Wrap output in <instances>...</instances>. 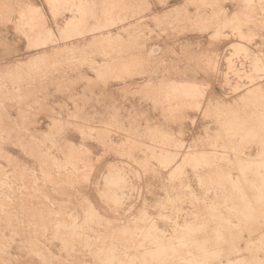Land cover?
<instances>
[{
    "label": "rangeland",
    "instance_id": "1",
    "mask_svg": "<svg viewBox=\"0 0 264 264\" xmlns=\"http://www.w3.org/2000/svg\"><path fill=\"white\" fill-rule=\"evenodd\" d=\"M263 124L264 0H0V264H263Z\"/></svg>",
    "mask_w": 264,
    "mask_h": 264
},
{
    "label": "bare ground",
    "instance_id": "2",
    "mask_svg": "<svg viewBox=\"0 0 264 264\" xmlns=\"http://www.w3.org/2000/svg\"><path fill=\"white\" fill-rule=\"evenodd\" d=\"M169 12V11H168ZM151 14V13H150ZM105 17V16H104ZM139 21V20H138ZM122 22V21H121ZM119 24H120V22H119ZM116 25V24H115ZM99 30V29H98ZM100 31V30H99ZM108 33V32H107ZM63 40H65V39H63ZM172 84V83H171ZM188 84V83H187ZM185 85H186V83H185ZM191 85V84H190ZM170 86V85H169ZM189 86V85H188ZM193 86V85H192ZM196 86V85H195ZM168 87V86H167ZM166 87V88H167ZM187 87V86H186ZM185 87V88H186ZM164 88H165V86H164ZM184 88V87H183ZM198 88V87H197ZM202 88V87H201ZM196 89V88H195ZM183 90V89H182ZM181 90V91H182ZM200 90V89H199ZM166 91V90H165ZM169 91V90H168ZM171 91V90H170ZM197 91V90H196ZM188 92V91H187ZM171 93V92H170ZM172 94V93H171ZM181 94V93H180ZM166 97V96H165ZM182 97H184V96H182ZM173 98V97H172ZM187 98H189L188 96H187ZM193 98V97H192ZM241 98V97H240ZM162 99V98H161ZM174 100V99H173ZM190 100V99H189ZM188 100V101H189ZM248 100V99H247ZM259 100H261L260 98H259ZM240 101V100H239ZM175 103V102H174ZM179 103V102H178ZM259 104V103H258ZM263 104V103H262ZM251 106H252V104H251ZM259 106V105H258ZM169 107V106H168ZM181 107V106H180ZM248 107V106H247ZM253 107V106H252ZM170 108H172V107H170ZM248 110V109H247ZM213 112V111H212ZM251 112V111H250ZM233 113V112H232ZM236 113H237V111H236ZM236 113H234V114H236ZM252 113V112H251ZM259 113V112H258ZM225 116V115H224ZM233 116V115H232ZM235 116V115H234ZM256 116V115H255ZM260 116V115H259ZM226 118V117H225ZM228 118V117H227ZM232 118V117H231ZM255 119H256V117H255ZM258 119V118H257ZM256 119V120H257ZM260 119V118H259ZM236 120V119H235ZM241 121H242V119H240ZM240 120H239V122H240ZM247 120V119H246ZM253 121V120H252ZM233 122H234V120H233ZM245 122H247V121H245ZM251 122V121H250ZM255 122H257V121H255ZM261 122H262V120H261ZM56 123V122H55ZM236 123V122H235ZM241 123H243V122H241ZM258 123H259V121H258ZM224 124V123H223ZM234 124V123H233ZM247 124V123H246ZM254 123H252V125H253ZM229 125V124H228ZM231 125V124H230ZM240 125V124H239ZM264 125V124H263ZM227 126V125H226ZM232 126H236V125H232ZM245 126V125H244ZM247 126V125H246ZM245 126V127H246ZM237 127V126H236ZM241 127V126H240ZM249 127V126H248ZM252 127H254V126H252ZM222 128H224V127H222ZM235 128V127H234ZM259 128H261V127H259ZM221 129V128H220ZM229 129V128H228ZM251 129V128H250ZM253 129V128H252ZM257 129V128H256ZM263 129V128H262ZM260 130V129H259ZM256 131V130H255ZM255 131H252V132H255ZM263 131V130H262ZM226 132V131H225ZM237 132V131H236ZM239 132V131H238ZM251 133V132H250ZM256 133V132H255ZM251 135H253V134H251ZM256 135V134H255ZM259 135V134H258ZM264 135V134H263ZM231 136V135H230ZM227 137V136H226ZM232 137V136H231ZM249 137V136H248ZM251 137V136H250ZM240 138V137H239ZM256 138V137H255ZM258 138V137H257ZM254 138L252 137V139L251 140H253ZM258 140V139H257ZM250 141V140H249ZM230 142V141H229ZM262 142V141H261ZM231 143V142H230ZM236 143V142H235ZM260 143V142H259ZM263 144V143H262ZM237 146V145H236ZM228 147V146H227ZM181 148V147H180ZM222 148V147H221ZM237 148V147H236ZM241 148V147H240ZM262 148V147H261ZM203 149V148H202ZM226 150V149H225ZM223 151V150H222ZM230 151H232V150H230ZM229 151V152H230ZM254 151V150H253ZM260 151H261V149H260ZM225 152V151H224ZM220 153V152H219ZM206 154V153H205ZM227 154V153H226ZM258 153L256 152V155H257ZM188 155V154H187ZM201 155V154H200ZM236 155V154H235ZM253 155V154H252ZM165 156V155H164ZM215 156V155H214ZM191 157H193V156H191ZM201 157V156H200ZM233 157V156H232ZM194 158H196V156L194 157ZM202 158V157H201ZM205 158V157H204ZM220 158V157H219ZM200 159V158H199ZM236 159H237V157H236ZM164 160V159H163ZM173 161V160H172ZM168 162V161H167ZM203 163V162H202ZM201 163V164H202ZM232 163V162H231ZM262 164V163H261ZM236 165H239L238 163L236 164ZM235 165V166H236ZM264 165V164H263ZM239 167V166H238ZM262 167V166H261ZM236 168V167H235ZM173 169H174V167H173ZM242 169H243V167H242ZM246 169V168H245ZM244 169V170H245ZM175 170V169H174ZM174 170H173V172H174ZM178 170V169H177ZM237 170V169H236ZM240 171V170H239ZM238 171V172H239ZM237 172V171H236ZM241 172V171H240ZM111 174V173H110ZM214 174V173H213ZM217 174V173H216ZM242 175V174H241ZM243 175H244V173H243ZM127 176V175H126ZM219 175H217V177H218ZM83 177V176H82ZM110 177V176H109ZM243 177V176H242ZM221 178H222V176H221ZM264 178V177H263ZM228 179V178H227ZM211 180V179H210ZM224 180V179H223ZM241 180H244V179H241ZM264 180V179H263ZM110 181H112V180H110ZM109 181V182H110ZM117 181V180H116ZM123 181V180H122ZM230 181V180H229ZM217 182V181H216ZM247 182V181H246ZM230 183V182H229ZM252 183V182H251ZM106 184V183H105ZM212 184V183H211ZM218 184V183H217ZM241 184V183H240ZM243 184H245V183H243ZM249 184V183H248ZM118 185V184H117ZM229 185V184H228ZM246 187V186H245ZM248 187H250V186H248ZM234 188V187H233ZM131 189V188H130ZM241 189V188H240ZM239 189V190H240ZM132 190V189H131ZM263 190V189H262ZM120 191V190H119ZM255 191V190H254ZM102 192V191H101ZM233 192V191H232ZM238 193V192H237ZM243 193V192H242ZM264 193V192H263ZM111 195H112V193H111ZM123 195V194H122ZM232 195V194H231ZM241 195V194H240ZM243 196V195H242ZM247 196V195H246ZM260 196V195H259ZM129 197V196H128ZM234 197V196H233ZM245 197V196H244ZM227 198V197H226ZM231 198V197H230ZM229 198V199H230ZM243 198V197H242ZM248 198H250V197H248ZM261 198V197H260ZM244 199V198H243ZM117 200V199H116ZM125 200V199H124ZM245 200H246V198H245ZM260 200V199H259ZM233 201V200H232ZM240 201V200H239ZM258 201V200H257ZM231 202V201H230ZM243 202V201H242ZM241 202V203H242ZM245 202V201H244ZM252 202H254V201H252ZM262 202H263V200H262ZM122 203V202H121ZM247 203V202H246ZM250 204V203H249ZM264 204V203H263ZM233 205V204H232ZM244 204H242V206H243ZM230 206V205H229ZM236 206H239V205H236ZM252 206V205H251ZM229 208V207H228ZM234 208V207H233ZM251 208V207H250ZM237 209V208H236ZM243 209V208H242ZM234 210V209H233ZM237 210H239V209H237ZM259 210H260V208H259ZM2 211V210H1ZM227 211V210H226ZM243 211V210H242ZM258 211V210H257ZM262 211V210H261ZM264 211V210H263ZM215 212V211H214ZM236 212V211H235ZM246 212V211H245ZM255 212V211H254ZM253 212V213H254ZM256 213V212H255ZM259 213V212H258ZM261 213V212H260ZM236 214V213H235ZM206 215V214H205ZM219 215V214H218ZM233 215V214H232ZM238 215V214H237ZM248 214H246V216H247ZM196 216V215H195ZM209 216H211L210 214H209ZM235 216V215H234ZM244 216V215H243ZM257 216V215H256ZM219 217V216H218ZM238 217V216H237ZM250 217H251V215H250ZM196 218V217H195ZM200 218V217H199ZM208 217H206V219H207ZM213 218V217H212ZM220 218V217H219ZM222 218H224V217H222ZM245 218V217H244ZM247 218V217H246ZM255 218V217H254ZM218 219V218H217ZM239 219H241V218H239ZM255 219H257V218H255ZM212 220V219H211ZM219 220V219H218ZM247 220V219H246ZM249 220V219H248ZM257 221V220H256ZM212 222V221H211ZM242 222H244V221H242ZM248 222V221H247ZM206 223V222H205ZM237 223V222H236ZM246 223V222H245ZM251 223V222H250ZM204 224V223H203ZM238 224V223H237ZM260 224V223H259ZM219 225V224H218ZM225 225L226 224H224V228H225ZM240 225V224H239ZM188 226V225H187ZM190 226V225H189ZM188 226V227H189ZM206 226V225H205ZM221 226V225H220ZM250 226V225H249ZM216 227V226H215ZM223 227V226H222ZM240 227H241V225H240ZM78 228V227H77ZM193 228V227H192ZM191 228V229H192ZM206 229V228H205ZM215 229V228H214ZM237 229V228H236ZM186 230V229H185ZM189 230V229H188ZM193 230V229H192ZM199 230V229H198ZM191 231V230H190ZM194 231V230H193ZM200 231V230H199ZM231 231H232V229H231ZM248 231V230H247ZM252 231V230H251ZM148 232V231H147ZM201 232V231H200ZM217 232V231H216ZM228 233H230V232H228ZM228 233H226V234H228ZM250 233V232H249ZM210 234V233H209ZM254 234V233H253ZM202 235V234H201ZM215 235V234H214ZM221 235V234H220ZM261 235V234H260ZM259 235V236H260ZM263 235V234H262ZM74 236V235H73ZM76 236V235H75ZM136 236V235H135ZM193 236V235H192ZM239 237H241V236H239ZM155 238V237H154ZM214 238V237H213ZM220 238V237H219ZM263 238V237H262ZM204 239V238H203ZM218 239V238H217ZM225 239V238H224ZM261 239V238H260ZM264 239V238H263ZM178 240V239H177ZM214 240H215V238H214ZM226 240V239H225ZM225 240H224V242H225ZM258 240V239H257ZM257 240H256V242H257ZM180 241V240H179ZM197 241V240H196ZM202 241V240H201ZM206 241V240H205ZM223 241V240H222ZM230 241V240H229ZM260 241V240H259ZM264 241V240H263ZM190 242V241H189ZM193 242H194V240H193ZM193 242H191L192 244H193ZM223 242V243H224ZM233 242V241H232ZM261 242V241H260ZM222 243V244H223ZM258 243V242H257ZM204 244V243H203ZM229 244V243H228ZM160 245V244H159ZM180 245V244H179ZM200 245V244H199ZM245 245H247V244H245ZM262 245V244H261ZM209 246V245H208ZM252 246V245H251ZM196 247V246H195ZM161 248V247H160ZM171 248V247H170ZM172 248H173V246H172ZM199 248V247H198ZM244 248V247H243ZM246 248V247H245ZM252 248V247H251ZM250 248V249H251ZM156 249V248H155ZM163 249V248H162ZM165 249H166V247H165ZM169 249V248H168ZM204 249V248H203ZM169 250H171V249H169ZM206 250V249H205ZM204 250V251H205ZM252 250V249H251ZM156 251H157V249H156ZM173 251V250H172ZM203 251V252H204ZM217 251V250H216ZM243 251V250H242ZM248 251V250H247ZM262 251V250H261ZM163 252V251H162ZM175 252V251H174ZM173 252V253H174ZM221 252V251H220ZM219 252V253H220ZM232 252V251H231ZM161 253V252H160ZM171 253V252H170ZM208 253V252H207ZM234 253V252H233ZM249 253V252H248ZM148 254V253H147ZM157 254V253H156ZM175 254V253H174ZM237 254V253H236ZM263 254V253H262ZM159 255V254H158ZM164 255V254H163ZM209 255V254H208ZM149 256V255H148ZM156 256V255H155ZM166 256V255H165ZM204 256V255H203ZM205 256H207V255H205ZM204 256V257H205ZM218 256V255H217ZM228 256V255H227ZM168 257V256H167ZM192 257V256H191ZM197 257V256H196ZM203 257V259H205ZM216 257V256H215ZM214 257V258H215ZM229 257V256H228ZM263 257V256H262ZM144 258V257H143ZM152 258V257H151ZM158 258V257H157ZM202 258V257H201ZM208 258V257H207ZM245 258V257H244ZM199 259H200V257H199ZM198 259V260H199ZM233 259V258H232ZM238 259V258H237ZM241 259H242V257H241ZM258 259V258H257ZM261 259V258H260ZM207 260V259H206ZM214 260V259H213ZM251 260V259H250ZM250 260H249V262H250ZM117 261V260H116ZM180 261V260H179ZM183 261V260H182ZM227 261H228V259H227ZM237 261V260H236ZM240 261V260H239ZM253 261V260H252ZM106 262V261H105ZM259 262V261H258ZM245 263V262H244ZM230 264V263H229ZM243 264V263H242ZM262 264V263H261ZM263 264H264V262H263Z\"/></svg>",
    "mask_w": 264,
    "mask_h": 264
}]
</instances>
